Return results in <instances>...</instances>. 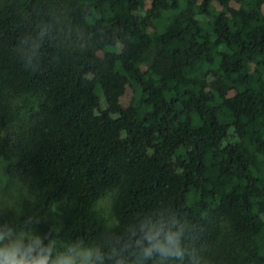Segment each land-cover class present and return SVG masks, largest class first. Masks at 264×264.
I'll return each mask as SVG.
<instances>
[{"label": "trees", "instance_id": "16d2710c", "mask_svg": "<svg viewBox=\"0 0 264 264\" xmlns=\"http://www.w3.org/2000/svg\"><path fill=\"white\" fill-rule=\"evenodd\" d=\"M0 157L31 195L0 227L55 239L65 200V241L130 260L162 212L175 264H264V0H0Z\"/></svg>", "mask_w": 264, "mask_h": 264}, {"label": "clouds", "instance_id": "9594fccd", "mask_svg": "<svg viewBox=\"0 0 264 264\" xmlns=\"http://www.w3.org/2000/svg\"><path fill=\"white\" fill-rule=\"evenodd\" d=\"M184 229L168 213L141 218L127 230L135 252L126 260L119 240L111 248L81 240L60 244L50 234L5 225L0 227V264H175L184 256Z\"/></svg>", "mask_w": 264, "mask_h": 264}, {"label": "rangeland", "instance_id": "374dc122", "mask_svg": "<svg viewBox=\"0 0 264 264\" xmlns=\"http://www.w3.org/2000/svg\"><path fill=\"white\" fill-rule=\"evenodd\" d=\"M36 103L37 101L32 97H25L19 101V104L24 106L23 110H30ZM30 197L28 189L8 173L6 161L0 157V208L8 209L13 214H19L24 200ZM114 197L115 192H110L102 197L96 205V208L105 216L111 226L118 222L113 212ZM64 202L65 200L57 203L49 216L53 225L54 237L60 244L67 242L62 238L65 222Z\"/></svg>", "mask_w": 264, "mask_h": 264}]
</instances>
